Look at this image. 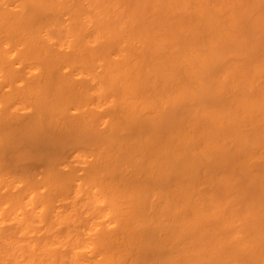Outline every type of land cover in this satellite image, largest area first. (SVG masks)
Here are the masks:
<instances>
[{
  "label": "bare ground",
  "instance_id": "6f19581e",
  "mask_svg": "<svg viewBox=\"0 0 264 264\" xmlns=\"http://www.w3.org/2000/svg\"><path fill=\"white\" fill-rule=\"evenodd\" d=\"M0 264H264V0H0Z\"/></svg>",
  "mask_w": 264,
  "mask_h": 264
}]
</instances>
